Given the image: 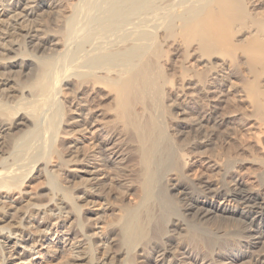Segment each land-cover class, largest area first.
<instances>
[{"label":"bare ground","instance_id":"bare-ground-1","mask_svg":"<svg viewBox=\"0 0 264 264\" xmlns=\"http://www.w3.org/2000/svg\"><path fill=\"white\" fill-rule=\"evenodd\" d=\"M65 235L59 264H264V0H0V264Z\"/></svg>","mask_w":264,"mask_h":264},{"label":"rangeland","instance_id":"rangeland-1","mask_svg":"<svg viewBox=\"0 0 264 264\" xmlns=\"http://www.w3.org/2000/svg\"><path fill=\"white\" fill-rule=\"evenodd\" d=\"M76 172L78 174H83L84 173V172H82L79 169ZM71 178L72 177L69 176V179H71ZM98 178L101 180L100 182H104V184L106 186H108L109 184H117L118 181H119L116 176H114V177H112L110 179L107 178V175L106 174L99 175ZM45 181H46L45 176L44 175H41L37 179H33L31 181H27V183L25 184V188L27 190H29V191H32V192H40L41 193V192H43L44 187L47 186ZM89 208H90V210L93 211L92 218H95L96 211L101 210V209H104V208L106 210L105 213H104V220L103 221H100L98 223L97 229L103 227L106 224V222L108 223V222H110L112 220H115L116 219V216L119 214L118 208H116V205H113V204L111 205V204H104V203H102V204L95 203V204H90L89 205ZM175 211H177V209ZM178 211H179V208H178ZM189 228L191 230H193V229H199L198 230L199 231L198 232L199 233V239H195V240H193L191 242L193 244V245L191 244V246H194L193 248L198 247V245H200L201 239H208L209 237H212V236L215 235V234H213L212 229H210L211 228L210 225L204 224V225L196 226V225L191 224L189 226ZM221 229L222 230H226L227 227L226 226H222ZM62 238L65 241H68L69 240L68 242H66V245L62 249L64 253L63 254L61 253V247H62V244H63L62 241H61V239L60 238H56V240H55V244L57 245L56 251L57 252L60 251V256L58 258L52 260L51 261V264H59V263H62V261L65 258L72 257L70 253H69L70 256L68 254L69 249H71L70 247H73V246L76 247V246H78V242L81 241V239H79V238H75V239H73V241H71V239H69L67 235L63 236ZM223 241H225V243H227V245H230V246H233V244H234L231 239H224ZM71 242H74V244L73 245H70ZM227 245L225 244L226 248L229 247ZM180 248H181L180 250H189V248L192 249L190 247V245H188L186 243L185 244L183 243L180 246ZM258 249H259V246L258 247H251L252 252H254V253H251V254L252 255L255 254V251L258 250ZM75 251H77V249L74 248V252ZM215 251H217V249ZM47 256L50 257L51 254H47ZM34 259L35 260L41 259V263L42 264H46L48 262V259H46L45 256H42L41 258H39V257H37V255H34ZM8 262H10V259L8 260ZM41 263H39V264H41ZM35 264H38V263H35Z\"/></svg>","mask_w":264,"mask_h":264}]
</instances>
